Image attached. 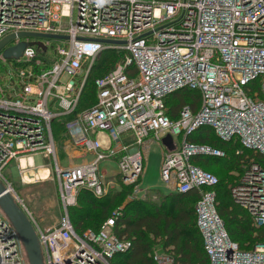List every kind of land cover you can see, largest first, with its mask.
<instances>
[{
  "label": "built area",
  "instance_id": "1",
  "mask_svg": "<svg viewBox=\"0 0 264 264\" xmlns=\"http://www.w3.org/2000/svg\"><path fill=\"white\" fill-rule=\"evenodd\" d=\"M10 36L16 38L0 51V181L19 199L8 173L26 178L31 159L52 161L48 179L53 175L57 185L59 224L42 229L22 203L43 264H114L130 252L132 243L115 231L120 213L98 233L80 235L69 210L83 191L97 199L108 195L100 173L107 160H116L125 184H136L135 195L143 193L137 183L143 149L167 136L179 147L164 154L161 181L174 193L199 194L197 227L210 264H264V242L242 250L228 241L213 190L219 180L193 163L196 156L225 158V152L188 141L209 127L222 142L241 145L235 154L243 172L231 197L255 228H263L264 166L254 157H264V103L258 98L264 94V0H0V43ZM21 44L20 57L5 56ZM106 53L119 60L95 80L96 103L78 112L91 71ZM184 90L197 92L200 105L197 111L184 107L174 120L166 98ZM66 118L62 165L53 128ZM76 152L92 158L75 164L70 153ZM152 259L175 264L161 248ZM0 264H29L1 208Z\"/></svg>",
  "mask_w": 264,
  "mask_h": 264
},
{
  "label": "trees",
  "instance_id": "2",
  "mask_svg": "<svg viewBox=\"0 0 264 264\" xmlns=\"http://www.w3.org/2000/svg\"><path fill=\"white\" fill-rule=\"evenodd\" d=\"M117 60H119V55L106 53L94 65L82 93L78 112L86 110L96 103L95 80L111 72L115 68ZM258 98L264 100V94H259ZM166 104L170 117L176 120L179 117V112L186 106L197 111L200 105V96L197 92L184 90L167 97ZM69 120L70 118H66L63 123L55 122L54 136L57 131L65 132L64 123ZM188 141L225 152V158L196 156L193 159L196 166L214 174L218 180L217 174L220 172L228 174L231 178L230 183L235 180L231 173L240 168L242 174V158L235 154L238 149H241L239 143L234 145L233 142H222L214 130L209 127L200 128L188 137ZM245 154L253 156L248 151H245ZM254 158L256 162L264 166L263 156L258 155ZM220 161L222 162L218 163ZM239 178L240 174L237 181ZM116 180L122 182L120 177ZM230 183H228L224 194L219 191L220 180L213 189L216 192V210L223 220L230 240L232 242L239 240L243 242L242 244L249 241L253 244L256 240L264 242V227L259 230L251 228V218L233 203L231 190L229 192L228 189ZM127 194L116 191L114 194L109 193L107 196L97 199L91 193L83 191L78 198L77 206L69 210L75 231L80 235L88 230L98 233L105 221L112 216V213H115L112 209L124 205L126 212H123L116 221L115 231L120 239L125 238L132 243V249L125 255L117 256L114 264H155L152 254L157 248L168 251L175 259V264H210L204 250L203 237L197 227L196 205L200 200L197 192L166 193L161 196L160 201L132 199L125 203L124 199ZM220 198H225V202ZM252 231L257 234L255 238L252 233L250 234ZM240 249L242 248L240 247Z\"/></svg>",
  "mask_w": 264,
  "mask_h": 264
},
{
  "label": "rangeland",
  "instance_id": "3",
  "mask_svg": "<svg viewBox=\"0 0 264 264\" xmlns=\"http://www.w3.org/2000/svg\"><path fill=\"white\" fill-rule=\"evenodd\" d=\"M35 42V39L32 40ZM264 103V100H261ZM55 140L57 143V156L58 160L60 161V164L63 165V160L65 158V151L66 147L64 138V133L57 131ZM179 144L177 141L173 140L171 138L170 145L167 147L166 153L174 152L178 149ZM158 148H153L151 154L149 156H146L145 159V170L143 173V186L148 187L150 185H154L153 189H157V191H145L140 196L135 195V185H127L123 182L122 177L119 176L122 180L120 182L119 180H107L104 179V182L106 185L110 186V194H114L116 191L128 193L124 199V202H129L132 199H139V200H151V201H160L162 198V195H165L168 190L166 189L165 185L161 182L160 178V162L161 159L163 161V158H161ZM231 154V153H230ZM73 159V158H72ZM32 160V159H31ZM78 160V159H77ZM73 162H76V160H73ZM222 161L218 162L221 163ZM34 170L39 171L40 168H45L51 171L53 173L52 161L42 158V157H36L34 160H32ZM15 167V166H14ZM239 167V166H238ZM32 169V170H33ZM28 172V170H27ZM27 172L26 176L27 177ZM104 172L107 174L106 178H112L115 175L119 174V167L117 163L111 162V161H103L100 164V173ZM217 173V171H216ZM241 176V169H237V171H234L231 173L232 177L235 179L233 183H230L231 178L228 176L225 172H220L218 175L219 180L221 182V186L219 187V191H221V194H224L226 191V187L229 184V192L232 188V186L235 185L238 179V175ZM7 180L10 183L11 189L14 191L16 196L19 198V200L23 203V205L27 208L28 212L32 216V218L35 220V222L42 228V229H49L55 227L59 223L60 220V204L57 196V185L56 182L53 181V175L49 177L45 182L42 180L29 182L28 179L22 176V178L13 176L11 173H8ZM109 182V183H108ZM139 183V180L137 181ZM147 189V188H146ZM152 189V188H151ZM129 194H131L129 196ZM129 196V197H128ZM222 197V196H221ZM222 201L225 202V198H220ZM112 211L115 213L122 214L123 212H126L124 210V205L119 208H113ZM113 215V213H112ZM251 228H255L253 223L250 224ZM256 230H259L255 228ZM248 233V232H247ZM253 234V238L257 236V234H254L255 231L250 232V234ZM235 239V238H233ZM235 241V240H234ZM233 241V242H234ZM244 241V240H242ZM234 243L238 244L242 249L244 250H251L253 247H255L259 243H263L260 241L254 242H240L239 240H236Z\"/></svg>",
  "mask_w": 264,
  "mask_h": 264
},
{
  "label": "water",
  "instance_id": "4",
  "mask_svg": "<svg viewBox=\"0 0 264 264\" xmlns=\"http://www.w3.org/2000/svg\"><path fill=\"white\" fill-rule=\"evenodd\" d=\"M18 37H39V38H56L51 36H34L29 34H19ZM15 36H10L0 43V51L8 45ZM58 39V38H57ZM24 46L21 44L16 49L8 50L5 52V56L8 59L18 58L21 56ZM171 142V137L167 136L163 139V144L168 146ZM0 208L5 213L9 221L12 223L16 231L18 232L26 252V256L29 264H43L41 249L38 241V237L32 221L25 212L22 202L11 195L9 190L0 181ZM228 235V234H227ZM228 241L230 238L228 236Z\"/></svg>",
  "mask_w": 264,
  "mask_h": 264
},
{
  "label": "crops",
  "instance_id": "5",
  "mask_svg": "<svg viewBox=\"0 0 264 264\" xmlns=\"http://www.w3.org/2000/svg\"><path fill=\"white\" fill-rule=\"evenodd\" d=\"M170 145V144H169ZM168 145V146H169ZM65 147H66V144L64 145ZM168 146H166V145H164L163 144V142L162 143H157V142H153V141H151V140H149L148 142H147V144H146V146L144 147V149H143V157H144V169H143V173H144V170H145V159L147 158L146 156H149L150 154H151V152H152V150H153V148H158L160 151H159V153H160V156H161V158H163V156H164V154L166 153V150H167V147ZM70 155L72 156V158H73V160H76V162H74L75 164H81V163H83V162H87V160H90L91 158H92V156H79V153H75V154H71L70 153ZM78 159V160H77ZM63 160V162H65V161H67V158H66V152H65V158L64 159H62ZM107 161H111V162H115V163H117L116 162V160H107ZM161 165H162V159H161V162H160V172H161ZM143 173H142V176L140 177V179H139V183H138V185H139V187L143 190V193H145V191H152V190H157V189H153V186L154 185H150V186H148V187H144L143 186V179H142V177H143ZM102 175H103V178L104 179H107V180H110V182H111V180L113 181V180H116L119 176H120V173L119 174H117V175H115L114 177H112V178H106L107 177V174H105L104 172H102L101 173ZM161 178V177H160ZM162 182V181H161ZM109 183V182H108ZM108 186V185H107ZM109 187L110 186H108V189H109ZM147 188V189H146ZM152 188V189H151ZM166 189L168 190L167 192H165V193H174V192H172L170 189H168L167 187H166ZM110 190L111 189H109V193H110ZM108 193V194H109ZM143 193H141L140 195H142ZM140 195H136V196H140ZM60 208V218H61V214H62V211H61V207H59ZM60 221V220H59ZM59 224V223H58ZM57 224V225H58ZM57 225H55V227L57 226Z\"/></svg>",
  "mask_w": 264,
  "mask_h": 264
},
{
  "label": "bare ground",
  "instance_id": "6",
  "mask_svg": "<svg viewBox=\"0 0 264 264\" xmlns=\"http://www.w3.org/2000/svg\"><path fill=\"white\" fill-rule=\"evenodd\" d=\"M29 164L31 165V167H34L33 166V163H32V160L29 161ZM22 168L27 169V162L22 160ZM33 168H31L30 170H28L27 172V177L26 179H29V180H42V181H46L48 179V175H49V171L45 168H40L39 171H36V170H32Z\"/></svg>",
  "mask_w": 264,
  "mask_h": 264
}]
</instances>
